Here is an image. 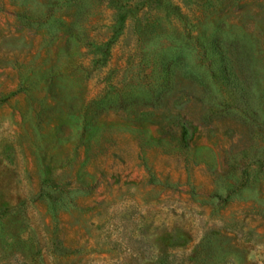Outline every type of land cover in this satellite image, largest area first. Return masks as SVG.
Here are the masks:
<instances>
[{"label": "rangeland", "instance_id": "rangeland-1", "mask_svg": "<svg viewBox=\"0 0 264 264\" xmlns=\"http://www.w3.org/2000/svg\"><path fill=\"white\" fill-rule=\"evenodd\" d=\"M0 264H264V0H0Z\"/></svg>", "mask_w": 264, "mask_h": 264}]
</instances>
